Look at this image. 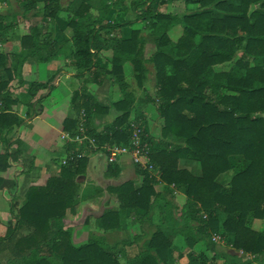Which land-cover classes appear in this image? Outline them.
Returning a JSON list of instances; mask_svg holds the SVG:
<instances>
[{
	"label": "trees",
	"instance_id": "1",
	"mask_svg": "<svg viewBox=\"0 0 264 264\" xmlns=\"http://www.w3.org/2000/svg\"><path fill=\"white\" fill-rule=\"evenodd\" d=\"M22 1L27 9L40 0ZM94 1L72 0L65 21L71 34L57 38L48 20L53 21L62 7L58 0H43L45 23L31 27L20 40L29 50L11 56L12 66L7 65L8 53L0 50V172L18 160L20 151L12 148L14 141L8 135L24 121L12 109L16 100L11 99L8 84L20 75L28 57L47 60L65 53L75 76L95 84L107 78L116 86L119 98L111 105L121 113L96 130L92 116L105 113L109 106L84 86L71 95L74 115L64 119L63 129L74 135L83 123L101 147L128 144L133 125L138 126L163 183L157 191L155 177L134 163L139 180L107 186L116 205L96 216L94 226L107 233L144 223L163 202L161 223L127 259L124 248L108 244L104 235L74 245L72 226L65 224V217L102 189L81 188L76 178L84 170L85 158L71 159L44 184L29 185L16 213L10 206L12 218L0 236V264H168L171 259L182 264L171 255L178 234L188 247L185 264H252L248 258L220 261L223 256L212 240L218 233L233 249L261 260L264 232L249 222L264 218V0H130L128 5L114 0L99 6ZM173 1L196 4L197 9L182 14L164 10ZM128 8L135 19H121V13H115ZM2 21L0 15V33L5 27ZM135 21L143 22L152 39L154 51L148 58L144 36L131 27ZM176 25L181 33L172 40L169 31ZM126 63L139 85L148 73L146 64L153 68L155 90L148 102L161 119L158 137L149 135L145 116L141 109L135 110ZM46 87L42 82L29 84L28 108L40 102L39 90ZM84 146L88 148L87 143ZM186 158L198 164L197 173L179 165ZM106 171L118 175V162H107ZM224 173L229 178L221 180ZM4 183L0 175V188ZM171 186L185 196L180 207L173 201Z\"/></svg>",
	"mask_w": 264,
	"mask_h": 264
},
{
	"label": "crops",
	"instance_id": "2",
	"mask_svg": "<svg viewBox=\"0 0 264 264\" xmlns=\"http://www.w3.org/2000/svg\"><path fill=\"white\" fill-rule=\"evenodd\" d=\"M58 1L61 7L66 6V8H68L70 6L69 4H71L72 2V0ZM106 1L107 3H110L114 0H95L94 2L95 5L99 6L101 5V3ZM175 2L177 1H173L168 4L167 8L172 7L173 9H167V11L174 10V7L177 6ZM43 3V0H40L36 2L33 7H29L26 9L23 7L24 1L22 0H0V15L3 17L2 23L5 25L4 30L0 33V50H2L4 53H8V66H12L14 64L13 61L10 60L11 56L15 55L16 53L27 52L29 50V48L21 46V37L23 35H26L31 27L45 23L46 20L43 17L41 11ZM191 6L195 5H184V8L189 9V12H191V10L194 11L197 9V7ZM115 11V13L120 12L118 11V9H116ZM91 13H96L95 8L91 9ZM66 14L71 15V13H67V11L63 12L61 10L58 16L53 19V21L50 19L48 20V23H53V33L57 38L68 37L71 34V27L65 26V21L68 20ZM136 25V22H134L131 27L139 28ZM177 26L179 25L174 26L169 31L170 37L173 30H175L174 28L177 29ZM179 30L181 31V26ZM124 31L126 32L128 31V29H124ZM140 34L144 36L146 40L143 52L144 57L148 58L149 53L154 51V45L152 43H148L146 32L144 33L141 31ZM171 39L175 40V37H171ZM65 46L66 52H68L70 50L71 44L68 43ZM104 54L108 55L109 52L104 51ZM50 59L54 60V68H57V70L59 71L56 77H54L55 74H51L48 76L45 72L43 73L45 67L42 66H44V64ZM148 65L149 64H146V66ZM227 67L228 65H226L224 68L227 69ZM124 70L126 80L130 83L129 89L135 95V110L136 108L141 109L143 115L145 116L149 135H152L153 137H158L159 135L156 136L155 133L152 132L149 120L150 113H155L156 116H158L155 109V105L151 102H148L149 99L153 97L155 90V80L152 66L150 65L148 73L146 74L145 78H142L140 85L132 76V68L129 63L125 64ZM35 81L40 83H47V87L43 89L41 88L39 90V94L42 93L43 95V98L40 100V102L35 103L32 108H28V106H26L25 104L28 101V98L26 97L27 90L29 84ZM60 85L65 88V95L69 99V103L66 107V110L64 108V111L66 112H64L60 116L58 115L57 119L52 118V120H47L45 115L44 117L42 116V102L45 97H48L50 95L53 87H59ZM84 86L87 88V90L91 91L94 94L97 100L109 106L105 113L94 114L91 118L92 126L96 130H100L104 125L113 121V119L121 113L114 106L111 105L112 100H116L119 98V92H117V89L114 85L112 86L109 79L104 78L99 84H95L91 81H88L86 77L75 76V70L71 66L70 59L65 53L61 52H59L57 55L50 57L47 60H38L35 57H28L24 61L20 75L16 76V78L13 79L10 84H8V87L12 92L11 99L16 100V102L12 104V109L20 117H22L24 121L20 124V126L16 127L11 132L13 135L11 140L14 141V143L12 144V148L19 149L20 155L18 157V160L14 163V165L17 164L16 169L13 168V165L8 168L10 172H7L8 169L6 171L1 172L3 174L0 175L5 178V182L6 179H15V184L18 185L21 179H24L26 176H28L32 178L31 181H33L35 178H40L42 180L41 184H43L50 175L58 173L60 166L59 160L68 154V145L61 138V134L64 132L69 133L63 129V122L64 119H66L67 117H71L74 115V110L71 108L70 104V98L75 90H78ZM137 101H141L140 106L138 105ZM158 122L160 125V118ZM1 146L0 152L2 151ZM70 146L72 147L71 144ZM82 152L84 154L83 158H85V167L83 172L77 175L76 180L80 183L81 188L90 186L92 190H95L98 187L99 189H102V191L97 196L88 198L85 201L80 202V204L76 207V210H74L72 213L70 211L67 213L64 222L67 226H72V235L73 230L75 228L80 227L92 229L94 231L93 233H95L96 236L104 235V238L107 243L109 240L108 238H110L111 236L115 237V235H117V237L121 239L119 241H116L114 244H119V246L124 248L125 256L123 258H130L138 250L137 241L141 235V233L134 232L135 226L126 224L124 229L102 233L101 231L97 230L94 226V219L96 216L101 214V212L106 207H112L116 205L115 202L111 203L110 200L108 201V198H112H110L111 195L106 190L107 186L117 185L127 179L139 180V176L137 174L132 175V169L134 166L132 165V159L130 158L129 154L123 155L120 158V161L118 162V166L120 169L118 175H112L106 171L107 162L105 158L104 148L99 147L98 149L83 150ZM55 154L56 156H54ZM179 165L195 173L198 172V164L194 160H190L187 158L180 159ZM11 175L13 177H11ZM219 178L221 180H226L229 178V175L228 173H224L220 175ZM155 179L157 183L155 189L158 191L161 189L163 183L160 181L158 176H156ZM13 186L15 187V185ZM171 188L173 189L174 199L177 195V197L183 199L184 203V194L181 193L178 189L173 188L172 186ZM4 191L5 188L2 190L3 201L4 203L6 202L4 205L8 206L11 200L8 198V196H6V194H4ZM8 192L9 194L11 192L10 195L12 196L15 195L13 193L14 190L12 189H10V191ZM1 211H3V205L2 207H0V213ZM82 212H85L87 215L84 214L77 218V215L81 214ZM86 218H89L88 223H85ZM3 228H5V225H3ZM129 228H132L131 231L133 232L131 235L133 236L130 240H123L125 230H129ZM96 236L93 235V237ZM176 236L174 237V239L176 238ZM129 241H132L131 245L123 246V243H127ZM181 251L182 253H178V257L176 255L177 252L174 251V256L177 258V261L182 264H185L187 261L186 253L188 251V247H185V249Z\"/></svg>",
	"mask_w": 264,
	"mask_h": 264
},
{
	"label": "rangeland",
	"instance_id": "3",
	"mask_svg": "<svg viewBox=\"0 0 264 264\" xmlns=\"http://www.w3.org/2000/svg\"><path fill=\"white\" fill-rule=\"evenodd\" d=\"M129 1L130 0H125L126 5L129 4ZM175 3H176L177 6L174 7V10H173L174 12H177L178 14H182L184 12L189 13L190 10L187 9V8L186 9L184 8L185 4L183 2L177 1ZM190 5H195V6H191V7H197L196 4H190ZM130 9L128 8V10H125V9L121 10L120 11L121 14H119V18H121V19H135L136 15L134 13H132ZM167 9H171L172 10L173 8L169 7V8H165L164 10H167ZM62 11L63 12L67 11L66 6H62ZM135 22L137 24L136 26L139 27L138 29H140V31H142L144 33L145 32L147 33L146 37L148 39L147 40L148 43H152V39L148 35V31L143 28V25H144L143 22H141V21H135ZM174 29L175 30H173V32L171 34V37H173V38L175 37V40H176L177 37L181 33V31L179 30L180 29V25L177 26V29L176 28H174ZM152 53L153 52H150L148 57H150L152 55ZM53 62H54V60L50 59L48 62H46L44 64V66H42V67H45L44 70H43V73L45 72L46 75H48V76L51 75V74H55L54 77H56L57 74L59 73V71L57 70V68H54ZM149 67H150V64L147 66L148 70H149ZM115 88H116V86H115ZM64 89L65 88L62 85H60L59 87H53L50 95L48 97H45V99L43 100V102H42V105H43V107H42L43 108L42 116L44 117V115H45L47 120H52V118L57 119L58 115L60 116L61 114L66 112V111H64V108L66 110V107H67V105L69 103V99L65 95ZM137 102H138V105L140 106L141 101H137ZM149 120H150V125H151L152 132H154L156 136L159 135V133H160V127H159L160 125H159V122H158L159 121V116H156L155 113H150L149 114ZM8 136H13V135H12V133H9ZM0 146H1V150H3V144H0ZM82 147L85 148V149H88L85 146H82ZM124 155H128V154H124ZM54 156H56V154ZM130 158L132 159L131 156H130ZM61 160H62V158L59 160V165H62L61 164ZM119 161H117V162H119ZM132 163H133L132 165H134V161H132ZM13 168L16 169L17 168V164L14 165ZM132 171H133L132 175H136L134 166H133ZM7 172H10V170L8 169ZM0 174H3V173L0 172ZM11 177H13V176L11 175ZM31 180H32L31 177L26 176L24 179H21L19 181L18 185H17V184H15L16 183L15 179H13V180L6 179V182L4 183V186H2L0 188V207H2V205H3V211H1V213H0V225L2 226V227L0 226V236H3L6 233L8 221H9L10 218H12V216H11L12 213L10 211V209H11L10 206L13 207V210L16 213L18 208L20 207V205L24 201V192H25L26 188L29 185H32V184H41L42 183V180L40 178H35L33 181H31ZM13 185H15V187ZM4 188H5L4 194H6V196H8V198L11 200L10 204L8 206L4 205L6 202L4 203V201H3L2 190ZM10 189L14 190L13 193L15 195H13V196L10 195L11 192L9 194L8 191H10ZM6 190H8V191H6ZM12 197H14V198H12ZM110 198H112V197H110ZM110 201H111V203H114V202L116 203V201L113 198L110 199ZM173 201L175 202V204L178 207H180L183 204V199L177 197V195H176V197H175V199ZM88 207H89V205H88ZM163 210H164L163 202H159L155 206V208L153 209V213H152L151 218H150L149 221H147V222L145 221L144 223H141V222L130 223V225L135 226V229H134L135 233H141L140 238L137 241L138 249L141 248V246L144 243L145 239H147L149 237L150 233L156 228V226L161 223ZM84 214H86V213L82 212L81 214L77 215V218L82 216V215H84ZM253 222H254V224H253ZM127 223H129V221ZM2 224L5 225V228H3ZM249 224H250V227H252L253 229L264 232V218L263 219H251ZM131 229L132 228H129V230H127V229L125 230L124 239L122 238L123 240H126V239L130 240L132 238L133 235H131V234H132L133 231H131ZM93 232L94 231L92 229L86 228V227L75 228L73 230L72 243L74 245H79L81 243L86 242V240L89 237H92L93 235L96 236V234L93 233ZM108 239H107L108 240V244L114 245V243L116 241H119L121 238H119V237H117V235H115V237L111 236ZM215 243L217 245L216 247H217L218 252L223 256V258H221L220 261H222L224 258L230 259L231 257H233V258L235 257V258L240 259V260H245L246 258L253 259L252 260V264L253 263L264 264V256L261 258V260H254L252 254L243 253L241 251H237V250L233 249L228 243L225 242L224 238H222V237H221V239L218 242H215ZM173 245H174V247L172 249L175 252H177L176 255L178 257V255H179L178 253L181 254L182 253L181 250L185 249V247H186L184 237L181 236V235L176 236V238L173 240ZM119 248L121 249V246H119ZM174 251H172L171 255H173L172 256L173 260L176 259L175 261L177 262V258L174 256ZM207 254L210 255L209 252H207ZM250 255H251V257H250ZM168 264H173L172 259L169 261Z\"/></svg>",
	"mask_w": 264,
	"mask_h": 264
},
{
	"label": "built area",
	"instance_id": "4",
	"mask_svg": "<svg viewBox=\"0 0 264 264\" xmlns=\"http://www.w3.org/2000/svg\"><path fill=\"white\" fill-rule=\"evenodd\" d=\"M82 116H84V114H82ZM83 120L84 119H82V122ZM140 132V128L138 126L133 125V130L129 138L128 144L102 145L101 147L105 149L106 161L108 163H115L119 161L124 154H129L132 157V161H134V163L139 164L143 169L147 170L153 177H159L156 167L153 163H151L149 159L148 144L146 142H142ZM61 138L67 143L68 147L70 146V144L72 145V147L68 149V154L62 158V165L66 164L68 160L82 158L84 156L82 149H85L82 146H84L85 143H87V147L89 149H98L100 147H98V145L96 144L95 139L87 134V129L83 123L80 124L77 133L71 135L70 133L64 132L61 134ZM220 239L221 236L219 234H214L212 236V240L214 242H218Z\"/></svg>",
	"mask_w": 264,
	"mask_h": 264
}]
</instances>
